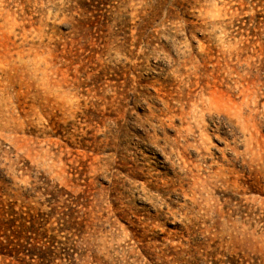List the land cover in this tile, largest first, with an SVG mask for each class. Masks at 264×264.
Here are the masks:
<instances>
[{"label": "rangeland", "instance_id": "1", "mask_svg": "<svg viewBox=\"0 0 264 264\" xmlns=\"http://www.w3.org/2000/svg\"><path fill=\"white\" fill-rule=\"evenodd\" d=\"M0 264H264V0H0Z\"/></svg>", "mask_w": 264, "mask_h": 264}]
</instances>
